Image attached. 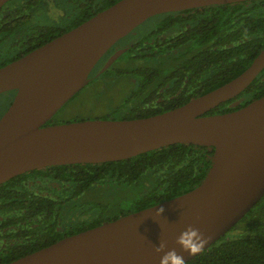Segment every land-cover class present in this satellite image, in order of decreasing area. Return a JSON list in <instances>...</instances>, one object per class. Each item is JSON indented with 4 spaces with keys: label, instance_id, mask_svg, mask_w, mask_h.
I'll use <instances>...</instances> for the list:
<instances>
[{
    "label": "water",
    "instance_id": "obj_1",
    "mask_svg": "<svg viewBox=\"0 0 264 264\" xmlns=\"http://www.w3.org/2000/svg\"><path fill=\"white\" fill-rule=\"evenodd\" d=\"M7 1L0 0V7ZM241 1L246 0H118L0 67V93L16 90L0 117V183L46 166L123 160L175 143L213 150L204 178L189 191L66 236L7 264H160L154 246L161 238L169 249L179 251L175 240L191 225L210 236L207 249L262 198L264 95L231 111L207 112L236 97L263 70L264 47L236 77L163 112L46 124L87 84L100 57L148 18ZM158 207L165 209L162 217L155 215ZM195 256L184 254L186 262Z\"/></svg>",
    "mask_w": 264,
    "mask_h": 264
},
{
    "label": "trees",
    "instance_id": "obj_2",
    "mask_svg": "<svg viewBox=\"0 0 264 264\" xmlns=\"http://www.w3.org/2000/svg\"><path fill=\"white\" fill-rule=\"evenodd\" d=\"M71 1L77 8L71 23L65 22L61 30L57 32H49L51 29L46 31L49 37L52 38L63 30L76 26L118 0ZM182 12V14L165 12L158 15L160 19L155 21L151 30L140 37L138 42L140 45L145 41L150 44L147 49L149 54L145 56L147 57L146 65H172L174 58L172 52L167 53L164 58L154 53L160 46L159 42L162 41L160 33L166 28H168L166 31L170 30L176 19H196L189 21L192 26H190L192 30L190 36L194 40L191 46L202 50L206 41V55L202 53L195 55L193 67L194 71L201 73L202 77L206 74V84L174 85L173 90L179 88V94L168 98L166 102L152 104L147 102L150 97L146 98L144 91L154 84H148L152 79L142 75L140 86L126 99L122 108L119 106V110L114 111L116 113L113 119L150 116L209 92L240 74L264 47V0L209 5ZM153 43L158 46H152ZM35 46L37 45L30 48ZM130 52L132 51L125 54L128 56ZM262 95H264V68L245 90L212 108L207 114L237 109ZM53 118L54 116L46 124L63 122L55 121ZM212 155L213 150L209 146L175 143L123 160L48 167L54 176L65 178L67 202L86 190L92 192L94 196L97 192H104L110 198L113 197V191L130 188L128 190L132 192L131 199L120 198L118 203L115 201L110 204L106 198L105 216L83 222L67 233L94 227L104 221L113 220L189 191L204 178L211 164ZM18 180V176L14 177L4 186L11 187L10 183L15 184ZM7 200L10 199L7 198ZM38 202L42 204V201H18L17 203L20 206L24 204L23 208H28ZM53 208L54 205L50 207V213H53ZM187 264H264V195L224 236L187 261Z\"/></svg>",
    "mask_w": 264,
    "mask_h": 264
},
{
    "label": "flooded vegetation",
    "instance_id": "obj_3",
    "mask_svg": "<svg viewBox=\"0 0 264 264\" xmlns=\"http://www.w3.org/2000/svg\"><path fill=\"white\" fill-rule=\"evenodd\" d=\"M203 7L206 6L193 8ZM76 9L71 0H8L0 7V67L71 29L63 30L52 38L46 32L50 29L49 32L61 30L65 22L72 20ZM184 10L187 9L172 12L182 14ZM158 15L148 18L143 23L151 20L153 25L157 19H160ZM193 20L196 19H176L170 30L166 31L168 29L166 28L160 33L162 34L160 46L152 44L154 47H159L154 53L163 58L167 53L172 52L174 56L172 65H146L147 57L145 56L149 54L147 49L150 44L145 41L140 45L138 41L151 28L130 41L125 40L134 33L138 26L143 24L141 23L117 40L100 57L88 76L89 81L92 73L96 78L108 79V82L112 77L134 76L135 88L129 94L130 96L140 86L142 75H145L150 80L152 79L148 84H154L144 91L146 98L150 97L147 102L152 104L160 101L166 102L168 98L179 94L180 89L173 90L174 85L206 84V74L202 77L201 73H196L193 67L195 55L200 53L206 55V41L202 50L191 46L194 40L190 36L192 26L189 21ZM33 45L37 46L30 48ZM118 51L121 52L105 67L109 58ZM128 51L132 52L127 56L125 53ZM119 59L124 63L117 66L116 62ZM204 60L206 62V57ZM15 94L16 90L0 93V98L4 99V104L0 107V117L12 103ZM139 94L141 95V92ZM48 167L50 166L25 171L0 183V264H7L66 236L81 232L67 233L72 228L79 227L83 222L105 216V202L99 201L97 194L95 196L92 194L90 197L89 193L92 192L89 190L75 195L72 198L73 201L69 199L70 201L67 202L65 178L54 176ZM17 176L19 180L15 184L10 183L11 187L4 186L6 182ZM18 201H42V204L38 202L36 205L32 204L28 208H23L24 204L20 206ZM53 205L54 211L50 213L49 209Z\"/></svg>",
    "mask_w": 264,
    "mask_h": 264
},
{
    "label": "rangeland",
    "instance_id": "obj_4",
    "mask_svg": "<svg viewBox=\"0 0 264 264\" xmlns=\"http://www.w3.org/2000/svg\"><path fill=\"white\" fill-rule=\"evenodd\" d=\"M152 21L149 20L140 26H138L134 33L127 37L125 40L130 41L141 33L152 27ZM122 59V58H121ZM119 59L117 66L123 65L124 61ZM123 62V63H122ZM108 79H99L92 73L90 81L81 88L70 100H68L54 115L55 121H73L82 119L93 118H113L115 117L114 111L119 110V106L123 107L125 99L129 96L131 91L135 88V77L122 75L118 78L112 77L108 82ZM4 99L0 98V107L3 106ZM130 189V188H128ZM128 189L118 190L112 193L113 197H107L104 192H97L99 201H108L113 204L120 198L129 200L132 198V192ZM92 193H89L91 197ZM89 197V198H90ZM105 198V199H104ZM111 207H113L111 205Z\"/></svg>",
    "mask_w": 264,
    "mask_h": 264
},
{
    "label": "clouds",
    "instance_id": "obj_5",
    "mask_svg": "<svg viewBox=\"0 0 264 264\" xmlns=\"http://www.w3.org/2000/svg\"><path fill=\"white\" fill-rule=\"evenodd\" d=\"M156 209V208H155ZM165 209L158 207L155 215L162 217ZM210 236H206L199 228L189 225L182 230L175 240L177 248L169 249L167 240L161 238L154 251L160 256V264H187L184 254L195 256L201 253L208 245Z\"/></svg>",
    "mask_w": 264,
    "mask_h": 264
}]
</instances>
